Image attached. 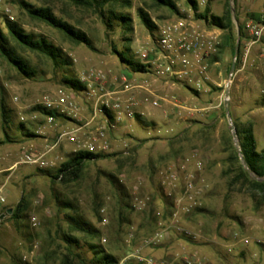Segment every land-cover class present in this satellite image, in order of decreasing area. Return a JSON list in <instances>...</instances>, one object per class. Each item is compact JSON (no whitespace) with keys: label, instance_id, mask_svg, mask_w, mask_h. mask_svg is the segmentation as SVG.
<instances>
[{"label":"rangeland","instance_id":"374dc122","mask_svg":"<svg viewBox=\"0 0 264 264\" xmlns=\"http://www.w3.org/2000/svg\"><path fill=\"white\" fill-rule=\"evenodd\" d=\"M172 1L177 12L155 0H130L128 7H114L116 14L129 16L131 29H127L108 11L105 17L110 16V26L93 9L69 0H0V29L8 47L35 71L33 77L22 75L0 51V214H4L0 264H61L68 248L66 236L79 239L76 250L87 260L93 258L92 243L118 259L138 249L166 264H264V203L259 204L240 182L232 181L241 164L232 126L250 125L256 150L264 147V37L252 42L243 33L238 58L234 57L240 26L264 13V0H233L231 38L227 30L196 16L207 0H196V11L186 0ZM21 2L49 8L56 18L82 31L92 48L31 17ZM208 7L209 15L222 16L230 9V0H212ZM141 11L153 28L142 23ZM176 17L190 19L215 37V50L206 61L208 80L200 89L190 82H166L171 88L160 97L148 94L158 100V106L142 101L146 110L136 113L142 123L136 114L115 121L108 111L97 112L86 125L100 105L90 99L82 75L106 73L105 89L118 95L121 77L133 70L115 50L139 62L138 51L153 45L158 26ZM6 21L51 42L68 65L55 66L46 56L17 45L8 35ZM232 62L235 68L230 76ZM66 77L78 80L83 89L69 87L63 82ZM226 84L230 121L224 111ZM59 88L73 96L79 111L75 116L58 112L60 116L48 125L46 116L35 108H43L40 100L54 97ZM101 125L106 127L109 147L97 153L109 155L87 161L78 177L53 179L49 175L78 147L66 136L47 151L46 166L24 162L25 153L43 152L62 132L78 129L76 135L83 141ZM25 132L35 136L29 138ZM189 178L195 180L192 199L186 191ZM21 198L24 210L13 218ZM69 216L96 228L98 237L74 231ZM173 222L195 237L173 231ZM157 232L164 233L160 241L146 244Z\"/></svg>","mask_w":264,"mask_h":264},{"label":"built area","instance_id":"2783aa9c","mask_svg":"<svg viewBox=\"0 0 264 264\" xmlns=\"http://www.w3.org/2000/svg\"><path fill=\"white\" fill-rule=\"evenodd\" d=\"M242 30L246 36L252 39V42L262 39L264 37V13L260 14L255 20H248ZM215 45V37L212 33L198 29L188 18L176 17L166 20L158 26L153 36V45L144 46L138 51L139 62L145 65L147 72H150L155 78L162 79L165 82H190L195 89H200L201 85L208 80L206 61L215 50ZM82 79L88 82L90 99L93 98L95 105H100L94 108V113L89 122H86V125L95 120L97 112L106 114L108 111H112V117L115 121L132 119L137 112L130 95L137 89H144L148 92L145 84L134 83L124 75L121 77V90L115 96V92L105 89L106 73L89 71L82 75ZM142 101L150 103L152 106H158V100L156 98L151 99L148 94L143 96ZM39 105L46 110L57 111L59 109L57 112H66L72 116H75L79 111L73 96L66 94L61 88L57 89L54 97L44 96ZM45 122L52 125L54 118L46 116ZM105 128V125L98 126L83 141H80L76 135L78 129L73 128L68 132H62L54 144L43 152L25 153L23 155L24 162L39 167L46 166L45 154L65 136L73 144H78V147L72 150L73 152L79 150L93 153L104 151L109 147ZM194 185L195 180L189 178L186 182V191L190 193L189 199H192L191 191L194 189ZM1 200L3 199L1 198ZM102 222H106V219L103 218ZM172 228L173 231L185 237H195L190 230L174 222ZM163 235V232H157L145 243L155 244L160 241ZM243 241L246 243L247 239ZM116 264H166V262L152 255L141 254L140 250L136 249L123 255Z\"/></svg>","mask_w":264,"mask_h":264},{"label":"trees","instance_id":"16d2710c","mask_svg":"<svg viewBox=\"0 0 264 264\" xmlns=\"http://www.w3.org/2000/svg\"><path fill=\"white\" fill-rule=\"evenodd\" d=\"M75 5L82 6L85 8H91L100 15L102 18H105V24L110 26L111 19L110 16L114 17L117 21L121 22L123 26L127 29L130 28V18L129 16L123 13H115L114 7H128L130 5V0H69ZM160 5L166 6L175 12H177L176 6L174 5L172 0H155ZM187 4L194 10H197V1L196 0H186ZM212 0H207V5L205 6L202 13L196 14L197 17L209 20L210 24L222 29L227 30L230 34L233 30V23L231 18L230 9L227 8L222 16L217 15H209V7L208 4ZM22 6H24L28 12V14L37 18L46 24L58 29L61 33H63L69 40L76 43H83L88 47L92 48L90 40L86 37V35L68 24L66 21L56 18L49 8L40 7L34 8L25 2H21ZM108 11L110 16L105 17V12ZM140 18L142 23L148 27L153 28V23L150 21L148 16L140 12ZM6 28L8 31V35L13 39V41L32 52L37 54H42L49 58L55 66L63 67L68 65V60L64 57L59 48L54 46L51 42L43 39V38H35L32 34L25 33L23 29L15 23H11L6 21ZM243 37V30L240 26V39ZM0 51L4 54L7 61L14 66L17 71H19L22 75L26 77L35 76V71L32 66H30L25 60L19 57L11 47H8V41L5 34L0 29ZM116 51L118 58L127 66L130 67L133 71L136 72H145L147 68L140 62L133 61L128 55L125 57L124 52ZM240 49L238 50L239 54ZM238 58V55L237 57ZM63 82L67 84L69 87L74 88L75 90H82L83 85L76 79L73 78H64ZM35 109H40V112L45 116H51L53 118H58L60 114L56 110H46L45 108H40L37 106ZM136 118L139 123H142L140 120V115L136 114ZM7 121V119H5ZM20 128H23V124H19ZM236 138L238 142V146L240 149V154L246 164V169L241 166L238 160V153L233 147V158L237 161V173L233 177V182L241 183V187H244L250 195L254 199L259 200L260 203H264V147L260 150H256L255 147V138L253 135L252 127L250 125L240 126L235 124L234 127ZM25 136L33 137L35 136L32 132H25ZM232 147V146H231ZM107 155H103L100 153H93L88 151L79 150L72 154H69L67 158L57 167L55 168L54 174L49 172V175L53 179H57L58 177L62 179H69L70 177H78L82 166L89 160L106 157ZM23 198H21L15 210L11 214L13 218H19V213L23 211ZM69 220L71 222L72 228L74 231H81L86 234L90 238H97L99 232L93 226H90L87 222L82 220L81 218H76L69 216ZM66 242L68 243L67 253L64 255L61 264H116L119 260L112 254L105 252L103 248L96 244H89V248L92 250L93 258L87 260L86 257L83 256L82 252H78L76 249H79V239L76 237L66 236ZM74 246V251L72 248ZM74 260V262H73Z\"/></svg>","mask_w":264,"mask_h":264},{"label":"crops","instance_id":"0c3cea01","mask_svg":"<svg viewBox=\"0 0 264 264\" xmlns=\"http://www.w3.org/2000/svg\"><path fill=\"white\" fill-rule=\"evenodd\" d=\"M258 44L252 45L251 48L255 49ZM249 49V47H248ZM260 56H263L260 55ZM260 56H255L257 59H260ZM263 60V59H262ZM125 76L133 81L134 83H143L145 84V87L149 92H146L144 89H137L133 92V94L130 95L131 100L135 103V111L137 113H143L144 109L146 110V107L144 106V103L142 102V96L145 94H149L152 96L160 97V93L164 92L165 90L171 88V85L156 79L150 72H136V71H127Z\"/></svg>","mask_w":264,"mask_h":264},{"label":"water","instance_id":"95a60500","mask_svg":"<svg viewBox=\"0 0 264 264\" xmlns=\"http://www.w3.org/2000/svg\"><path fill=\"white\" fill-rule=\"evenodd\" d=\"M230 10L233 11V0H230ZM239 39H240V34H239V31L237 32V40H236V43H235V48H234V57H236L237 55V52H238V47H239ZM234 68H235V62H232L231 66H230V70H229V75L231 76L233 71H234ZM228 96H229V88H228V84H226L225 88H224V104H225V108H224V111H225V114L228 118V120L230 121V113H229V106H228ZM232 135H233V138L234 140H236V133H235V130H234V127L232 126ZM236 150L237 152L239 153V157H240V161H241V164L244 168H246V164L242 158V155L240 154V149H239V146L236 144ZM8 213H11L12 212V209L9 208L7 210ZM4 217V214H0V220Z\"/></svg>","mask_w":264,"mask_h":264}]
</instances>
